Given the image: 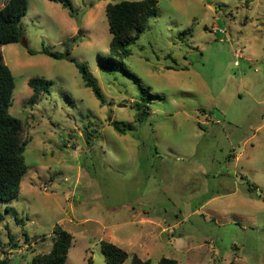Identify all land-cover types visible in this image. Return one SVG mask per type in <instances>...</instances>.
<instances>
[{
  "label": "rangeland",
  "instance_id": "obj_1",
  "mask_svg": "<svg viewBox=\"0 0 264 264\" xmlns=\"http://www.w3.org/2000/svg\"><path fill=\"white\" fill-rule=\"evenodd\" d=\"M26 1L27 47L0 46L9 114L30 140L18 199L0 201V256L30 264L59 226L73 237L65 264H105L102 241L151 264H264V0H156L112 74L97 61L111 40L105 7L139 0H69L73 17ZM31 78L51 82L33 105Z\"/></svg>",
  "mask_w": 264,
  "mask_h": 264
},
{
  "label": "trees",
  "instance_id": "obj_2",
  "mask_svg": "<svg viewBox=\"0 0 264 264\" xmlns=\"http://www.w3.org/2000/svg\"><path fill=\"white\" fill-rule=\"evenodd\" d=\"M59 3L63 8L69 11L71 17L74 16V10L69 0H49ZM156 0L139 1H121L115 4H107L105 15L108 29L111 34V40L108 47V55H98L97 61L106 74H112L114 71H126L123 60L130 56V44L145 30L147 21L156 15ZM27 12L26 0H7L0 9V46L17 44L22 37L21 19ZM42 54L55 60H61L65 57L50 52L47 49L42 50ZM68 62L72 63L78 70L80 77L85 85L94 95L100 105L104 104L103 94L96 81L88 72L87 66L68 57ZM28 87L32 91L29 104L33 105L40 95L47 93L51 82L42 78H31L28 80ZM14 90V79L7 66L0 63V201L10 203L18 199L20 194L23 177L27 172L24 162V152L30 140L24 137L22 122L9 114V107L12 103V94ZM144 94L149 92L143 89ZM149 95V94H148ZM144 101L143 98L140 99ZM136 116L139 120L143 119L148 110L145 104L134 103ZM113 129L120 135L125 134V129L112 123ZM249 184V183H247ZM249 187L254 190L255 186ZM53 243L48 253L35 255L30 264H65L67 254L72 247L73 237L56 226L53 230ZM9 237V244L14 250L17 246L14 237ZM104 255L105 264H124L129 260V264H151L150 260L142 261L135 254H129L115 245L102 241L100 244ZM12 255V253H10ZM11 255L4 253L0 256V264H9ZM156 264H179L177 261L168 258H161Z\"/></svg>",
  "mask_w": 264,
  "mask_h": 264
},
{
  "label": "water",
  "instance_id": "obj_3",
  "mask_svg": "<svg viewBox=\"0 0 264 264\" xmlns=\"http://www.w3.org/2000/svg\"><path fill=\"white\" fill-rule=\"evenodd\" d=\"M20 42L22 43V45H23L25 48L27 47L26 42H25V40H24L23 37H21Z\"/></svg>",
  "mask_w": 264,
  "mask_h": 264
}]
</instances>
